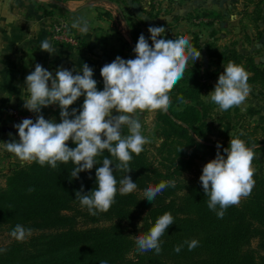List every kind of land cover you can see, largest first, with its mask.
<instances>
[{
  "label": "trees",
  "instance_id": "16d2710c",
  "mask_svg": "<svg viewBox=\"0 0 264 264\" xmlns=\"http://www.w3.org/2000/svg\"><path fill=\"white\" fill-rule=\"evenodd\" d=\"M113 1L121 5V0ZM127 26L133 47L122 43L121 56L125 60L135 58L133 49L141 34L152 45L139 26ZM194 48L200 50L197 43ZM209 56L216 68L208 72L200 64H187L183 78L169 93V108L159 110L168 139L176 147L175 154L166 160L165 169L155 166L144 147L139 155L132 153L128 165L132 171L128 174L115 170L119 161L107 150L95 157L96 165L80 172L78 178L70 175L76 167L71 161L57 162L55 169L34 161L11 168L5 186L0 188V235L7 238L0 245V249H6L0 251V264H100L101 260L108 264H264V177L254 175L251 194L218 218L220 208L217 205L215 211L209 209V197L199 179L203 167L195 178L187 176L197 161L201 160L204 166L218 151L206 143L209 125L201 94L207 81L223 73L224 66L232 61L244 67L248 83H264V68L253 57L234 48H211ZM96 82L97 89L103 90L104 84ZM180 96L183 103L178 100ZM55 106L53 115L60 120V108ZM81 106L78 98L69 111ZM67 143L70 148L76 146L71 140ZM248 147L258 151L254 145ZM224 148L227 146L221 144L219 151L226 155ZM106 157L113 162L117 180L115 201L107 212L90 215L76 199V192L83 189L82 194H87L98 186L95 171ZM125 175H130L137 187L122 195L119 181ZM172 180L175 187L165 188L152 202L144 198L149 186ZM165 212L171 213L174 223L160 237L161 252L139 251L137 237L147 234ZM17 224L32 230L22 242L10 235ZM193 239L199 243L189 251L185 242ZM178 245L182 247L176 253L174 248Z\"/></svg>",
  "mask_w": 264,
  "mask_h": 264
},
{
  "label": "clouds",
  "instance_id": "9594fccd",
  "mask_svg": "<svg viewBox=\"0 0 264 264\" xmlns=\"http://www.w3.org/2000/svg\"><path fill=\"white\" fill-rule=\"evenodd\" d=\"M71 27L82 33L88 31V24L83 18L74 19ZM148 32L151 46L141 34L133 49L135 58L125 60L117 56L101 68L103 90L97 89L93 70L86 63L75 75L74 70L59 67L54 77L47 69L36 64L35 70L26 76L29 96L24 99V107L38 115L35 122L25 118L14 125L18 130L19 142L13 140L4 143L6 149L21 161H34L41 166L48 164L53 169L57 167V162L67 164L71 161L76 165L70 174L72 178H78L80 172L91 170L96 165L95 157L107 150L119 161L115 170L130 173L132 169L128 165L132 153L139 155L143 146L150 142L142 135V125L135 115L137 110L167 111L171 104L169 93L183 78L188 59L194 62L201 56V52L193 47L186 36L162 38L166 32L164 27H149ZM40 49L49 53L55 51L47 39L41 43ZM248 78L243 66L229 61L219 75L214 91L208 94L209 102L218 105L222 111L239 107L251 91ZM81 96L84 97L81 108H73L70 112L69 107ZM178 100L184 102L182 96ZM50 105L59 106V123L46 120L40 114L42 108ZM114 110L119 115H112ZM125 125L128 135L121 133ZM239 135L244 133L241 131ZM69 140L76 145L74 148L68 146ZM220 147L217 143L216 156L203 166L199 179L204 194L209 197V209L215 211L218 205L220 211L217 216L223 218L228 207L239 204L242 197L251 194L255 183V170L252 167L255 152L239 136L231 137L229 146L223 149L226 155L221 154ZM111 165L112 160L104 158L102 166L95 171L98 186L87 194H82L83 189L76 192V199L88 209L90 215L107 212L115 201L117 180ZM119 183L122 195L137 187L130 175H125ZM167 187H175V181H161L156 186H149L144 191V198L152 202ZM173 223L171 213L165 212L147 234L137 237L138 250H155L159 254L160 237ZM31 232L30 228L17 224L10 235L22 242ZM185 243L191 251L199 242L193 239ZM181 247L176 246L174 251L179 253ZM100 264H108V261L101 260Z\"/></svg>",
  "mask_w": 264,
  "mask_h": 264
},
{
  "label": "rangeland",
  "instance_id": "374dc122",
  "mask_svg": "<svg viewBox=\"0 0 264 264\" xmlns=\"http://www.w3.org/2000/svg\"><path fill=\"white\" fill-rule=\"evenodd\" d=\"M120 6L126 18L125 22L131 27L139 26L149 40V27H164L166 32L162 38L186 36L193 47L197 43L201 56L194 62L189 58L187 64H200L205 71L211 72L216 67L209 56V50L234 48L242 55L253 57L264 68V0H121ZM124 49L128 54V48ZM219 75L207 81L201 94L209 125V142L206 143L215 147L217 143L228 147L231 137L239 136L246 146L254 145L258 150L255 152L252 167L255 170L254 175L264 177V83H248L251 91L245 102L239 107L222 111L218 105L209 102L208 98V94L214 91ZM93 79L103 83L100 74L93 73ZM83 101L84 97L81 96L79 102L83 104ZM51 108L53 105L46 107ZM112 115L119 113L114 110ZM135 115L139 117L142 125V135L150 141L143 147L155 166L165 169L163 166L170 154H175L176 147L168 139V130L159 110H137ZM59 122L60 120L57 123ZM11 123L9 121L8 127H12ZM241 131L244 133L242 136L239 135ZM121 133L129 134L126 125L122 126ZM3 136L6 137L4 133ZM4 137L1 139L2 147L5 146ZM9 155L15 158V161H10L12 167L9 166V172L15 166H27L32 162L21 161L13 153ZM197 164L193 172L187 175L191 179L203 167L201 160ZM6 168L0 171V188L6 184V176L9 174L3 173ZM6 242L7 238L0 235V245Z\"/></svg>",
  "mask_w": 264,
  "mask_h": 264
},
{
  "label": "crops",
  "instance_id": "0c3cea01",
  "mask_svg": "<svg viewBox=\"0 0 264 264\" xmlns=\"http://www.w3.org/2000/svg\"><path fill=\"white\" fill-rule=\"evenodd\" d=\"M77 18H83L88 24L87 33L73 28L83 40V49L55 42L54 23L66 22L71 26ZM46 39L55 48L53 53L40 49ZM122 42L133 47L123 9L113 0H0V171L8 163L3 173H9L8 168L15 161L1 145L3 128L10 126L8 111L10 108L26 109L24 99L29 93L25 80L36 64L47 69L53 77L59 67L74 70L75 75L85 63L93 73L100 74L105 64L117 56L123 58ZM56 108L55 105L51 109L42 108L40 114L54 120Z\"/></svg>",
  "mask_w": 264,
  "mask_h": 264
},
{
  "label": "built area",
  "instance_id": "2783aa9c",
  "mask_svg": "<svg viewBox=\"0 0 264 264\" xmlns=\"http://www.w3.org/2000/svg\"><path fill=\"white\" fill-rule=\"evenodd\" d=\"M52 36L55 42L72 49H82L83 40L76 34L73 28L66 22H57L52 26ZM13 123H20L23 119L36 120L37 114L27 109L10 108L8 111Z\"/></svg>",
  "mask_w": 264,
  "mask_h": 264
},
{
  "label": "water",
  "instance_id": "95a60500",
  "mask_svg": "<svg viewBox=\"0 0 264 264\" xmlns=\"http://www.w3.org/2000/svg\"><path fill=\"white\" fill-rule=\"evenodd\" d=\"M16 124H18V123H14L12 125V127L6 126V127L3 128V133L6 135L5 143L13 141V140L16 141V142H19L18 130L14 127V125H16ZM7 152L9 154H12L8 150H7Z\"/></svg>",
  "mask_w": 264,
  "mask_h": 264
}]
</instances>
